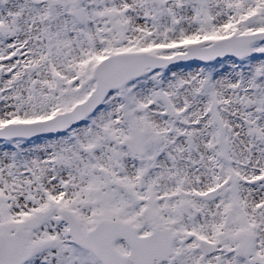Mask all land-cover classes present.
Wrapping results in <instances>:
<instances>
[{
	"label": "snow or ice",
	"instance_id": "obj_1",
	"mask_svg": "<svg viewBox=\"0 0 264 264\" xmlns=\"http://www.w3.org/2000/svg\"><path fill=\"white\" fill-rule=\"evenodd\" d=\"M0 264H264V0H0Z\"/></svg>",
	"mask_w": 264,
	"mask_h": 264
}]
</instances>
